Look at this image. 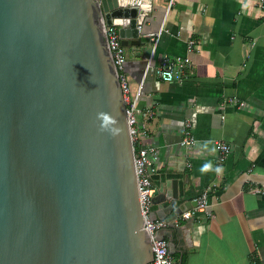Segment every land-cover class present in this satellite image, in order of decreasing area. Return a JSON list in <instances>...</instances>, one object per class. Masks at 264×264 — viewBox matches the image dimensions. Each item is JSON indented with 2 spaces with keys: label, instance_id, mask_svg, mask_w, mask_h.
<instances>
[{
  "label": "water",
  "instance_id": "water-1",
  "mask_svg": "<svg viewBox=\"0 0 264 264\" xmlns=\"http://www.w3.org/2000/svg\"><path fill=\"white\" fill-rule=\"evenodd\" d=\"M144 4L0 0V264L152 260L106 33L125 20L139 43ZM176 203L173 223L190 207Z\"/></svg>",
  "mask_w": 264,
  "mask_h": 264
},
{
  "label": "crops",
  "instance_id": "crops-1",
  "mask_svg": "<svg viewBox=\"0 0 264 264\" xmlns=\"http://www.w3.org/2000/svg\"><path fill=\"white\" fill-rule=\"evenodd\" d=\"M169 2L144 0L139 43L118 25L130 93L142 83L138 107L154 111L137 114L147 128L140 145L157 150L152 216L167 220L173 195L190 202L189 218L159 231L178 264H250L253 255L264 264V197L249 190L264 185V1ZM164 54L191 59L183 82L155 75ZM187 125L193 143L182 146ZM215 140L230 146L222 161ZM203 191L211 215L193 209Z\"/></svg>",
  "mask_w": 264,
  "mask_h": 264
},
{
  "label": "built area",
  "instance_id": "built-area-1",
  "mask_svg": "<svg viewBox=\"0 0 264 264\" xmlns=\"http://www.w3.org/2000/svg\"><path fill=\"white\" fill-rule=\"evenodd\" d=\"M172 2L173 0H170L169 6ZM124 21L122 20V23L119 24L115 21V19H113L111 24L106 25V33L112 56L119 70L121 87L127 105V121L134 146V164L138 179L139 202L144 219V227L151 235L153 257L147 264H178L172 255L167 239L159 235V231L167 227L171 222L163 218H154L152 216L154 188L152 186L150 166L153 163V156L157 153V150L153 144L148 146L140 145V139L141 137L146 136L147 128L145 123H140L138 121L137 114L141 113L145 118H149L154 115V111L153 109L142 110L138 107V98L142 83L136 92L131 95L127 77L122 71L125 54L124 47L121 43L122 33L119 31L118 25L124 26ZM156 42L157 39L154 40L153 48L155 47ZM193 43L194 40L189 41L190 45ZM152 56L153 52L151 53V57ZM190 64L191 59L188 56L181 57L164 54L159 63L155 66L154 73L158 78L166 81L183 82L187 77V69ZM149 66L150 60L147 63L146 70ZM240 104H243V102H240ZM184 129V134L180 140V144L182 146H190L193 143L191 129L188 125ZM215 147L218 153V159L220 161L224 160L230 151L229 144L222 140H215ZM187 165H189V163H187ZM249 190L254 194L264 197V185H253L249 188ZM195 200H197V205L193 208L194 210H198L205 215H211L207 209V191H203L201 194L196 196ZM190 215L191 210H187L181 214L183 218H189ZM176 222L177 220L175 219V223ZM250 264H260L255 255L251 256Z\"/></svg>",
  "mask_w": 264,
  "mask_h": 264
},
{
  "label": "clouds",
  "instance_id": "clouds-1",
  "mask_svg": "<svg viewBox=\"0 0 264 264\" xmlns=\"http://www.w3.org/2000/svg\"><path fill=\"white\" fill-rule=\"evenodd\" d=\"M104 119H105V121H107V120H108V118H107V117H105Z\"/></svg>",
  "mask_w": 264,
  "mask_h": 264
}]
</instances>
